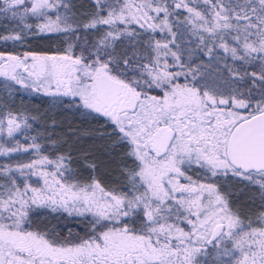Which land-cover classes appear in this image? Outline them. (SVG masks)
<instances>
[{
  "label": "snow or ice",
  "instance_id": "snow-or-ice-1",
  "mask_svg": "<svg viewBox=\"0 0 264 264\" xmlns=\"http://www.w3.org/2000/svg\"><path fill=\"white\" fill-rule=\"evenodd\" d=\"M0 81V264H264V0H0Z\"/></svg>",
  "mask_w": 264,
  "mask_h": 264
},
{
  "label": "trees",
  "instance_id": "trees-1",
  "mask_svg": "<svg viewBox=\"0 0 264 264\" xmlns=\"http://www.w3.org/2000/svg\"><path fill=\"white\" fill-rule=\"evenodd\" d=\"M0 83H2V81H0ZM38 99V98H37Z\"/></svg>",
  "mask_w": 264,
  "mask_h": 264
}]
</instances>
